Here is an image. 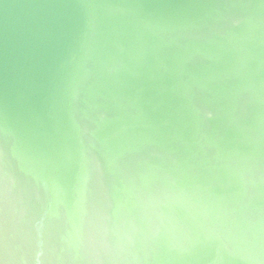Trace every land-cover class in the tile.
<instances>
[{"label":"water","instance_id":"95a60500","mask_svg":"<svg viewBox=\"0 0 264 264\" xmlns=\"http://www.w3.org/2000/svg\"><path fill=\"white\" fill-rule=\"evenodd\" d=\"M0 264H264V0H0Z\"/></svg>","mask_w":264,"mask_h":264}]
</instances>
